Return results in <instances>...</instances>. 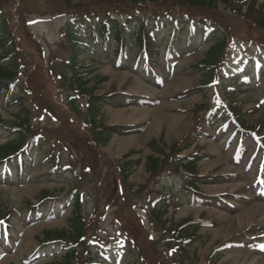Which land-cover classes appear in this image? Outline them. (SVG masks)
<instances>
[{
  "label": "rangeland",
  "instance_id": "1",
  "mask_svg": "<svg viewBox=\"0 0 264 264\" xmlns=\"http://www.w3.org/2000/svg\"><path fill=\"white\" fill-rule=\"evenodd\" d=\"M127 3L123 1V5ZM105 4L94 0H0V18L13 40L12 45L0 47V57L8 55L5 65L17 58L12 94L23 97L33 126L32 159L26 160L22 172L15 169L14 161L8 162L6 172L0 169V210L10 213L4 240L0 231V264L62 261L66 247L44 243L42 235L66 231L77 196L81 197L80 213L93 234L86 240L89 249L76 248L71 264H264L260 171L264 156V27L244 14L245 5L239 11L230 8L231 0H217L214 9L200 8L197 15L228 35L227 50L219 60L224 66L230 51L226 68L234 79L227 81L224 72L203 83L205 78L196 68L203 65L209 44L199 46V29L192 32L195 46L187 50L184 37L169 50L168 37L162 33L153 74L142 60L134 61V47L126 48L118 64L111 46L104 50L100 41L89 42L88 26L119 16ZM167 4L178 6L177 12L184 6ZM255 4L264 18V0H255ZM163 5L145 3L139 7L144 9L142 19H153L155 12L163 15ZM125 22L134 28L139 18L131 13L117 18L118 26ZM68 31L79 40L77 53L67 38ZM73 51L76 75L89 86L70 84ZM236 71L241 73L239 77H235ZM92 85H97L95 96L110 95L93 125L136 127L134 132L100 134L95 144L91 142L88 134L92 128L87 127L90 107L82 95L93 92ZM223 104L235 106L246 116L245 125L252 134L236 130ZM211 106L219 111L212 112L206 133L193 136L190 146L177 154L180 143ZM16 114L17 108L6 106L0 95V147L14 140L13 132L2 125L15 126ZM223 118L229 121L225 126ZM41 152H50L52 158H44ZM150 155L160 161L166 158L163 170L169 168L170 157H192L189 161L195 160V166L185 160L179 170L194 172L202 195L194 198L180 189L185 174L167 182L154 180L146 169ZM54 161L58 168L50 170ZM42 196L48 198L41 200ZM182 222L193 224L189 232L195 234L186 240L190 247L180 253L172 248L175 242L170 231ZM137 248L145 253L141 259ZM82 255L91 258L85 262Z\"/></svg>",
  "mask_w": 264,
  "mask_h": 264
},
{
  "label": "trees",
  "instance_id": "2",
  "mask_svg": "<svg viewBox=\"0 0 264 264\" xmlns=\"http://www.w3.org/2000/svg\"><path fill=\"white\" fill-rule=\"evenodd\" d=\"M98 3H108V7H112L114 9V12L121 14L124 12H132V13H139L141 17H143L142 10L139 7L144 5L147 2L153 3V5L159 3H164L162 6L164 8L163 10V15L165 18L172 23L179 22V21H193L197 20L199 18L203 19L201 15H197V12H200V8L206 9L211 8L214 9L215 4L217 3V0H94ZM123 1L128 2L127 4L123 5ZM176 2L179 4L184 5L181 8L180 11H176V7L178 6H168L169 4L167 3H172ZM232 6L230 8L239 11L244 5L246 6V11L244 14H247L251 20L254 23H257L259 27H264V18L262 17V9L261 8H256L255 0H231ZM212 5V6H211ZM105 6H107L105 4ZM106 8V10H107ZM138 8V9H136ZM174 9V10H173ZM189 12V14H188ZM174 15H173V14ZM155 14L153 15V25L151 29L149 30L146 28L144 25H140L138 27V30H135L134 32H125V27L120 28V26L117 25V22L114 20H107L102 24V26L98 25V27L94 28L92 30V38L94 37V41H99L101 42V47L105 46L104 48H108L111 46L112 48V53L114 56V59L120 60V57L124 54L125 55V50L127 47H134L136 50V55H145L149 61H153L155 59V55L157 52V39L156 36L157 31L160 29L159 25V19L161 16ZM180 15L178 18L177 16ZM177 18V19H174ZM198 17V18H197ZM246 17V16H243ZM7 25L3 22L0 21V33L2 34V39L0 40V47L3 49L7 45L11 44L12 45V37L9 33L6 31ZM170 30H175V25L170 26ZM174 36V35H173ZM96 37V39H95ZM68 40L71 41V44L73 45L72 49L74 50L75 48V53H77L78 50V44L75 41V38L73 35L67 34ZM228 40V35L224 34L221 37H217L216 40L214 41L213 46L207 51L205 59L202 61L203 65L199 66L198 69L200 70L201 74L204 76V80L202 81L203 83H207L209 79L216 74L217 71H219L220 64L222 63V60H219V56H223V53L226 49V43ZM77 46V47H76ZM74 51L73 54L70 56V62H71V73H72V80L70 84L73 85H78L80 87H85L89 86L88 82H83L82 76L81 75H76V65H75V60L77 56L75 55ZM12 54L11 56H16L15 53H10ZM8 57V55H4L3 57H0V94L4 97L6 100L7 104L10 107H16L17 108V114L16 118L18 120L17 124L15 126H8L3 124L2 126L6 128L9 131H12L13 134L12 136L14 137V140H10L8 145L0 147V162L2 161H8L12 160L14 158H18L17 160V167L21 170L27 162L25 158H31V142L30 138L33 137L31 135V130L33 129V126L29 123L30 121V111L28 108L25 106L24 99L23 97L16 96L15 98L13 97V83L17 81V76H18V71H17V66H16V59H11L8 63L6 62L5 65V59ZM219 73L217 72L216 75ZM61 77H63L61 75ZM99 83V81H98ZM208 85V84H207ZM206 86L203 85L201 89ZM97 85H92L90 87L91 92L89 95L87 93H84L82 96L84 99H88V107H90V116H89V121L88 124L89 126L88 129H91V133L88 134L89 138H91V142L95 144L96 137H98L100 134H104L106 136H111L115 133L118 134H130L136 130V127H129V128H121V127H102V126H96L93 125L95 123V120L97 116L99 115L100 108L106 103L110 102V95H107L105 97H97L94 95V91L96 89ZM81 91V90H80ZM13 97V98H12ZM74 99L70 100V106L73 107L74 105ZM208 107V106H207ZM228 111L232 113V115L236 116L235 118V123L237 126L244 127V117L238 115L239 110L236 107H229ZM208 110V109H207ZM210 110V109H209ZM208 111L206 114H208ZM198 118V117H197ZM197 118L195 120H197ZM200 120V119H199ZM198 120L196 125L193 127V129L189 132L188 137L183 140L186 142H181L180 143V149L177 151L179 154L180 152L186 150L190 146L191 139L193 136L197 135V133L200 130L201 122ZM32 126V127H31ZM203 128V126L201 127ZM98 129V130H97ZM91 134V135H90ZM95 137V139H94ZM89 140V141H90ZM151 147V145H149ZM151 150L153 151V147H151ZM181 150V151H180ZM156 155L162 156V152L159 151H154ZM176 153V152H175ZM41 154L46 158L49 156V158H52V154L50 152H45ZM171 159L168 158V163H169V168L163 170V159L160 161L158 158L153 157L152 155L149 156L147 159V167L146 169L150 172V176L153 177L154 180H159V178H164L166 180V176L170 177V172L174 173L173 175L179 174V169L183 167V161L187 159H182L181 157H170ZM188 164H192V166H195V160L193 162H190L189 160L186 161ZM57 162H53L50 166L49 169H57ZM167 170H170L167 171ZM185 172V170H183ZM187 176L185 182L186 184L183 185L185 189H189L190 191L194 192L197 191L196 183L194 181L195 179V174L194 172L188 171L187 173H183V175ZM171 175V176H173ZM50 197L49 195H47ZM48 197H43L42 199L48 198ZM79 197L75 198V202L73 204V209L71 212V215L67 218V229L66 231H53V232H45L42 235V240L43 242H56L60 243L66 246V248L63 250L64 251V257L62 261L60 262H55L52 264H71L72 259L74 257L75 252L77 251L76 248L79 247H85L87 244L88 238H90L93 234L92 230L90 229V223L89 221L86 220V217L80 213L79 210ZM153 214V209L151 211ZM10 213L4 210H0V221H3L8 224L9 218L7 217ZM7 218V219H6ZM193 224L187 225V223H179L176 224L172 229H171V236L173 237V241L175 242V245L172 246L176 251L182 253L187 246L190 247L191 244L186 245V240L191 239V237H194L192 234L189 232V228ZM90 231V236H87L88 232ZM165 231H168L165 230ZM94 239V238H91ZM87 240V241H86ZM90 240V239H89ZM136 241V240H135ZM135 243V242H134ZM88 245V244H87ZM182 248V249H181ZM85 249H89L88 246L85 247ZM137 251H139V258L141 259L142 257L145 256L144 251L141 248H137ZM84 254H88V251L84 252ZM91 257L85 258L84 255H82V260L85 262H88V259ZM138 261V260H137ZM136 261V262H137ZM88 264H90L88 262ZM137 264V263H136Z\"/></svg>",
  "mask_w": 264,
  "mask_h": 264
}]
</instances>
